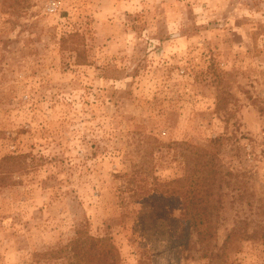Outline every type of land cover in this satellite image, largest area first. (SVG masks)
I'll use <instances>...</instances> for the list:
<instances>
[{
    "label": "rangeland",
    "instance_id": "374dc122",
    "mask_svg": "<svg viewBox=\"0 0 264 264\" xmlns=\"http://www.w3.org/2000/svg\"><path fill=\"white\" fill-rule=\"evenodd\" d=\"M182 142L233 174L209 241L164 191ZM9 153L0 264H107L75 238L114 264H264V0H0Z\"/></svg>",
    "mask_w": 264,
    "mask_h": 264
},
{
    "label": "trees",
    "instance_id": "16d2710c",
    "mask_svg": "<svg viewBox=\"0 0 264 264\" xmlns=\"http://www.w3.org/2000/svg\"><path fill=\"white\" fill-rule=\"evenodd\" d=\"M79 35V32L73 30L61 36V40H69L70 48L80 55ZM181 144L185 173L165 181L164 191L180 199V213L187 226L195 231L200 240L209 241L222 204V185L228 184L233 174L223 167L216 152L187 142ZM25 157L26 154L10 153L0 157V186L8 184L12 172L26 166ZM72 244L84 250V255L79 259L98 261L104 257L107 264H114L116 261L115 255L107 252L109 249L104 251L97 245L81 242L80 238H75ZM75 253L78 252L75 250Z\"/></svg>",
    "mask_w": 264,
    "mask_h": 264
}]
</instances>
